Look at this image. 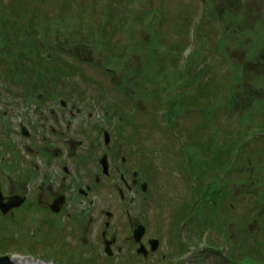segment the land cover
I'll return each instance as SVG.
<instances>
[{
    "label": "rangeland",
    "instance_id": "obj_1",
    "mask_svg": "<svg viewBox=\"0 0 264 264\" xmlns=\"http://www.w3.org/2000/svg\"><path fill=\"white\" fill-rule=\"evenodd\" d=\"M56 20L52 35L45 26ZM23 26L34 29L19 38ZM40 29L47 33L42 40ZM1 41L0 119L8 121L16 143L3 142L0 122V166L2 150L8 157L21 153L28 163V149L40 162L34 149L43 137L60 145V137L78 138L83 147L72 159L80 167L78 179L52 174L45 186L44 204L55 193L67 196L58 217L39 205L35 181H21L15 169L4 167L17 180L0 173V190L27 201L0 219V264H15L10 251L27 245L32 249L21 252L20 263L60 264L54 252L72 262L93 260L86 264H171L173 252L188 254L197 244H213L226 255L207 250L182 264H224L226 256L231 264H264V0H0ZM24 48L36 61L18 53ZM192 49L197 53L187 57ZM45 51L52 55L44 64L38 58ZM181 82L188 84L176 97L160 98L161 90L175 92ZM168 101L173 105L166 115ZM77 109L81 117L69 115ZM62 116L70 122L53 121ZM255 128L262 135L254 136ZM106 132L110 161L128 152L132 168L152 165V196L147 205L137 200L141 209L129 201L121 205L118 190L98 169ZM87 184L93 188L84 196L78 190ZM64 212H71L70 223L61 220ZM138 225L147 228L145 239L160 241L147 260L137 254ZM112 237L109 257L104 239Z\"/></svg>",
    "mask_w": 264,
    "mask_h": 264
},
{
    "label": "flooded vegetation",
    "instance_id": "obj_2",
    "mask_svg": "<svg viewBox=\"0 0 264 264\" xmlns=\"http://www.w3.org/2000/svg\"><path fill=\"white\" fill-rule=\"evenodd\" d=\"M77 115L73 112L70 111L69 115H73L75 117H80L83 112L79 109L76 110ZM66 115V113L64 112ZM54 115V112H53ZM70 116L67 119L65 116L58 117L55 120V123L60 122L61 120H68L66 122H70ZM69 126L71 124L69 123ZM72 127H67V130H70ZM53 129V128H52ZM66 133V132H64ZM55 135V134H54ZM59 141H63L62 144L60 145L59 143H55L54 141L49 143L46 138L43 137L42 143L35 144V155L37 154V158L40 157V162L35 161L34 155L31 154L30 152V162L31 164L29 166H32V179L31 181H35L36 187L35 191L36 194L40 195L38 199L39 205H42L43 207H46L47 209L50 207V205L58 198H64L65 200L63 201L64 204L61 206V212H63L62 207H64L67 203V196H65L63 193H55L53 196V200L47 203H43V198H44V191L46 189L45 186L48 185V181L51 179V175H60L59 177H63L64 179H70L71 178H76L78 179L79 174V165H76L75 163L72 162V159L79 153L81 148L83 147V144L81 141L78 140V138H70L68 137H60L58 139ZM78 140V141H77ZM105 141V138H104ZM111 141L110 143L107 144L105 141V147L107 151H104V155L107 154L108 157V163H109V174H104V169L99 161V171L103 173V179L105 180H110V183L113 185L114 189H117L119 193L121 194L123 199H127L126 194L124 193V189L127 188L129 195H131V205L133 208L136 209H141L142 205L138 207L137 200H140V197H142L141 202L143 204L146 203L148 204V199L152 196V192H149L148 189L151 186L152 183V173H151V168H142V171L137 173L136 175V170L132 168V164L129 160L130 156L129 153H122V146L120 143H118V152L120 150V153H118L117 156H119V161L114 163L113 161H110V147H111ZM93 143H90V145ZM43 160H45L43 162ZM63 161V162H62ZM132 168V169H131ZM74 169V170H73ZM131 170V171H130ZM75 174V176H73ZM35 177H38L35 179ZM100 179H102V176L97 174L94 178L95 182H100ZM102 179V180H103ZM120 183L124 185V187L120 186ZM144 185H146V190H144ZM92 186L90 184L86 185V188H81L78 190V192L82 195H89L90 191H92ZM50 190L52 189L49 188ZM60 189V188H59ZM92 196V195H91ZM131 227H134V223H130ZM151 237H148V239L144 237L143 239V244H145L149 248V242ZM150 249V248H149ZM150 253H155V252H150ZM149 255H152L150 254ZM149 257V256H148Z\"/></svg>",
    "mask_w": 264,
    "mask_h": 264
},
{
    "label": "water",
    "instance_id": "obj_3",
    "mask_svg": "<svg viewBox=\"0 0 264 264\" xmlns=\"http://www.w3.org/2000/svg\"><path fill=\"white\" fill-rule=\"evenodd\" d=\"M105 165H106V163H105ZM106 167H107V165H106ZM8 200H9L8 203H4L3 202L4 197H3L2 193L0 192V209L3 212H7L14 207H20L24 202V199H19V198H9ZM53 209L55 211H57L56 205L53 206ZM143 233H144V229L141 227V230L139 232H136V235H135L137 238V241H140ZM108 245H110V243ZM157 246H158V242H155L153 249L155 250L157 248Z\"/></svg>",
    "mask_w": 264,
    "mask_h": 264
},
{
    "label": "trees",
    "instance_id": "obj_4",
    "mask_svg": "<svg viewBox=\"0 0 264 264\" xmlns=\"http://www.w3.org/2000/svg\"><path fill=\"white\" fill-rule=\"evenodd\" d=\"M211 148V147H210ZM206 257V255H203V258H205Z\"/></svg>",
    "mask_w": 264,
    "mask_h": 264
},
{
    "label": "bare ground",
    "instance_id": "obj_5",
    "mask_svg": "<svg viewBox=\"0 0 264 264\" xmlns=\"http://www.w3.org/2000/svg\"><path fill=\"white\" fill-rule=\"evenodd\" d=\"M15 264H16V262H15ZM25 264H27V263H25Z\"/></svg>",
    "mask_w": 264,
    "mask_h": 264
}]
</instances>
